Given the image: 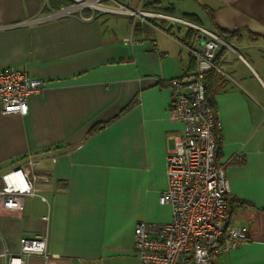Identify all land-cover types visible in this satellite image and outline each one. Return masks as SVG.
<instances>
[{
	"label": "crops",
	"instance_id": "1",
	"mask_svg": "<svg viewBox=\"0 0 264 264\" xmlns=\"http://www.w3.org/2000/svg\"><path fill=\"white\" fill-rule=\"evenodd\" d=\"M151 1L132 10L164 17L87 9L57 17L72 1L52 8L51 0H0V70H23L44 83L27 98L25 116L2 115L0 105V185L29 159L37 175L48 176L17 209L0 200V264H7L5 252L19 253L21 238L39 236L60 264H139L135 225L171 220L158 198L182 124L167 83L193 79L188 48L196 34L170 18L235 34L230 46L258 47L264 55V0H159L157 9ZM114 3L122 5L102 2ZM123 6L130 8L129 0ZM247 55L250 61H236L219 50L220 71L208 81L231 225L248 231L215 264H264V63ZM26 264L45 260L31 255Z\"/></svg>",
	"mask_w": 264,
	"mask_h": 264
},
{
	"label": "built area",
	"instance_id": "2",
	"mask_svg": "<svg viewBox=\"0 0 264 264\" xmlns=\"http://www.w3.org/2000/svg\"><path fill=\"white\" fill-rule=\"evenodd\" d=\"M73 5L52 15H74L91 10L104 14L138 17H164L160 14L135 11L127 6L103 5V0H71ZM173 22L191 26L197 31L188 48L196 62L195 77L182 82L167 83L171 91L170 107L182 124V135L174 140V149L165 160L166 189L158 203L171 210V220L164 223L138 222L134 228V245L139 264H208L213 257L235 250L247 240L245 227L231 225L230 195L224 167L216 163L218 132L217 113L205 101V74L220 68L216 64L221 49L234 48L220 36L206 28L182 19ZM154 45V44H153ZM44 83L31 79L23 70H0V105L2 115L25 116L27 98L39 94ZM33 162L27 163L1 177L0 200L6 210L17 209L22 198L36 196L38 180L48 176L37 175ZM46 236L19 240V253H4L7 264H26L31 255H40L45 264H60V257L46 249Z\"/></svg>",
	"mask_w": 264,
	"mask_h": 264
},
{
	"label": "trees",
	"instance_id": "3",
	"mask_svg": "<svg viewBox=\"0 0 264 264\" xmlns=\"http://www.w3.org/2000/svg\"><path fill=\"white\" fill-rule=\"evenodd\" d=\"M70 3H71L70 0H51V7H52V8H58V7H60V6H69ZM158 4H159V0H153V1L150 2V4H149V8L152 7V6L154 7V5H155V9H157L158 7H156V5H158ZM147 5H148V4H147ZM185 17H186L187 20L190 19V16H189V15H187V16H185ZM136 27H137V25L134 26V29H136ZM191 32H193L194 34H196L195 37L197 36V31L194 30L193 28H190V33H191ZM218 35H219V34H218ZM219 36H220V38H221L223 41H225L226 43H228L229 39H230L231 37H234L235 34H228V33H224V32H223V33H220ZM195 37H194V38H195ZM215 72H216V71H211V72L205 74V75L203 76V78H202V82H203L204 87H205V101H206L207 105H208L209 107H211L213 110H214V107H213V105H212V103H211V99H210V93L212 92V90H211L212 86H210V83H209L208 81L211 80L212 77H213V79L216 80V78H215V76H214ZM194 77H195V76H193V78H194ZM220 147H221V146H220V142H219V143H218V149H217V152H216V163H217V165H218L219 167H224V166H222V165H220V164L218 163V156H219V154H220ZM227 200L229 201V197L227 198ZM214 260H215V257H213L212 260H211L208 264H215V263H214Z\"/></svg>",
	"mask_w": 264,
	"mask_h": 264
},
{
	"label": "rangeland",
	"instance_id": "4",
	"mask_svg": "<svg viewBox=\"0 0 264 264\" xmlns=\"http://www.w3.org/2000/svg\"><path fill=\"white\" fill-rule=\"evenodd\" d=\"M121 2H122V5H125L126 4V0H120ZM139 0H129V5H130V9H134V7H135V3L136 2H138ZM175 4H178V2L177 1H173ZM177 6V10L179 11V12H182V9H183V5H181V6H179V5H176ZM186 7H189V6H186ZM186 9V8H185ZM107 16H110V15H107ZM115 18V17H114ZM114 18H110L111 19V21H113L114 20ZM120 19H122V18H120ZM122 20H124L125 21V19H122ZM122 20H118L119 22L120 21H122ZM123 22V21H122ZM128 24L126 23V26H127ZM234 49H235V52H233V51H231V50H229V49H227V52H228V57L230 58V57H232V58H234L236 61L237 60H240L238 57H239V55H240V57L242 58V57H244L245 59H247L248 61H250V59H249V57H248V55L247 54H249V52H253V53H255L257 56H259V61L261 62V63H264V55H262L261 54V52H262V50L261 49H259L258 47H243V45H240V46H236V47H234Z\"/></svg>",
	"mask_w": 264,
	"mask_h": 264
}]
</instances>
